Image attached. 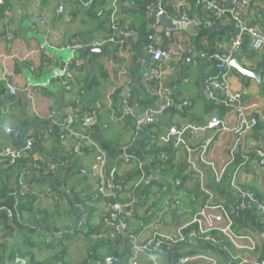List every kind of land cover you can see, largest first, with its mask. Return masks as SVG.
Masks as SVG:
<instances>
[{"label":"crops","instance_id":"0c3cea01","mask_svg":"<svg viewBox=\"0 0 264 264\" xmlns=\"http://www.w3.org/2000/svg\"><path fill=\"white\" fill-rule=\"evenodd\" d=\"M101 1L113 10L115 0H99L103 5ZM118 1V22L125 29H134L136 35L116 36L119 43H128L125 56L107 49L106 55L95 59L91 53L73 54L66 49L67 45L90 44L106 38L109 33V25L101 26L102 19L87 13L81 2L0 0V91L4 92L0 96V123L16 128L26 119L20 140L32 139L33 150L25 159L47 164L51 173L64 178V194L81 202L74 201L75 207H71L66 199L57 197L56 186L37 170L28 172L26 178L21 175L17 179L21 165L11 166L0 157L1 173L15 183L10 195L0 203V210L10 215L13 229L6 239L4 264H45L61 252L66 253L67 264H81L88 256V248L109 236L119 244L118 251L122 253L123 240L128 241L139 230L137 217L145 213L147 206L136 204L139 199H133L126 205L134 204L127 207L118 203L119 196L114 195L110 181L107 192L90 203L101 177L110 179L114 173L133 171L138 178L137 186L144 183L145 187H150L148 204L156 212L164 209L168 198L181 197V207L177 209L179 219L175 220L171 210L162 227L168 234L174 233L173 228L179 221L192 220L199 204L192 200L191 192L198 186L192 169H185L182 187L175 178L179 172L177 166L182 167L189 158L204 171L214 203H239L230 184L235 172L239 173V183L264 201V167L253 157L255 151L264 148V75L263 85L253 78L246 81L227 64L230 87L244 94L242 105L249 106L248 116L259 120L258 127L241 137L208 128L214 120L233 128L238 119L236 104L228 105L220 94L217 99L209 96L212 80L222 73L218 66L232 56L229 63L235 55H240L241 65L250 72L264 65V47L254 50L250 36L241 37L235 52L231 49L237 35L236 16L264 36V3L252 0L246 7L236 0H187L180 9L175 0H136L137 9L132 10L126 5L129 0ZM158 4L171 7L170 13L176 17L183 12L191 22L198 18V35L182 30L170 34L151 12ZM208 14L215 22L207 20ZM154 31L159 49H171L178 54L172 60L161 62L165 93H160L161 89L158 92L151 83L154 77L148 66L151 55L146 46ZM69 67L72 78L67 75ZM6 82L16 87L15 95L9 94ZM129 93L135 96L131 102L132 112L125 116L123 104ZM166 99L172 105L163 115H148ZM71 116L77 119L73 126L68 122ZM81 120L87 124L85 127ZM192 125L201 128L198 134L179 133L181 128ZM180 139L182 142L173 161L175 168L163 170L154 161V151L175 146ZM15 145L12 138L0 136L1 151ZM97 154H104L107 161L102 168L94 170ZM130 158L134 164L123 163ZM210 165L218 169L226 165L225 175L218 184ZM134 184L132 181L131 185ZM18 187H25L34 198V206L23 203L20 207L22 197L17 195ZM122 196L128 197L127 192ZM37 210H42L49 221L44 224L40 219L39 226L35 227L29 223ZM242 210L244 216L255 223L252 212ZM86 217H90L91 229L85 230ZM244 233L254 237L258 249L257 252L239 249L238 254L263 259L260 256L264 254V230L252 228ZM64 235L65 239H61ZM53 240H57L54 245L49 243ZM190 244H194L190 245V253L202 250L199 256L208 252L216 255L220 264H233L222 263L221 259L228 256L212 252L208 246L201 249L192 241ZM185 247H175L172 253L162 252L156 259L163 264H173L187 251ZM108 259L88 263L106 264ZM136 264L154 262L141 255ZM192 264L204 262L196 260Z\"/></svg>","mask_w":264,"mask_h":264},{"label":"built area","instance_id":"2783aa9c","mask_svg":"<svg viewBox=\"0 0 264 264\" xmlns=\"http://www.w3.org/2000/svg\"><path fill=\"white\" fill-rule=\"evenodd\" d=\"M177 3L178 8H183L187 4V0H175ZM238 3H241L244 6H249L252 0H236ZM260 2L264 3V0H259ZM129 3L132 5L134 4V0H129ZM117 0L114 2V8L110 15V25L111 30L114 32L108 38H103L99 40H93L90 44L84 45L82 43L67 45L66 49L71 51L73 54H76L82 51L87 46H93L99 49H113L116 45H120L116 40V33L120 29V25L118 22V13L119 10L117 8ZM152 14L158 18L162 14H167L166 6L164 4H158V6L151 8ZM100 15V13L98 14ZM175 22H187L190 23L191 20L185 15L183 12L179 19H176ZM234 25L237 30V35L231 44V49L235 52L239 46L241 37L244 35L250 36L253 38V45L252 48L254 50H258L261 47H264V36L261 35L254 27L247 25L242 19L239 17L234 18ZM156 31L149 35L148 40L150 44L146 46L147 52L151 55V61L149 63V69L152 73L154 79L158 81L161 85V92L165 93L166 90L162 85L163 76L160 72L161 62L163 60H172L173 58L177 57V52L171 49H159L156 48ZM126 37H134L136 35L135 31L126 32L124 34ZM232 52V53H233ZM120 56H125L123 52L120 53ZM232 56H230L231 58ZM230 58H227V62L223 61L219 66L218 69L222 71L219 74V77L214 78L210 84L209 96L212 99H217L218 95L223 97L224 102L228 103V105H237V124L233 128H229L225 126V124L221 120H214L208 124V128L210 129H217L225 133H231L234 136H243L244 134L248 133L252 128H256L259 126V120L255 117L248 116V109L249 106L242 105L244 101V94L242 92H234L229 84L230 78V71L227 67L228 61ZM68 77H73L71 72V68L69 67L67 70ZM7 89L10 95L16 94V87L10 84V82H6ZM133 99V95L129 93L127 100L123 104V114L127 116L132 112L131 109V102ZM172 105V102L166 99L161 105H159L155 110H151L148 112L149 116L159 117L163 115ZM77 119L73 116L69 118V125L73 126L76 123ZM82 125L85 127L87 124L85 121H82ZM201 128L198 126H188L185 128H181L179 133L181 135L187 134L190 132L191 134H198ZM182 140L180 139L179 142L175 145V149L179 150V143ZM33 150V140L32 139H25L23 144L20 146H10L6 147L3 151L0 152V157L4 158L9 165L15 166L17 162L22 159L26 154ZM257 158L259 159V165L264 167V149H259L257 152ZM161 157L163 159H167L166 154L163 152L161 153ZM96 166H94V170L98 168H102L107 158L104 154H97L96 155ZM189 163L191 164V169L195 173V176L198 178L200 183V190L209 196V201L199 209L198 213L192 218L191 222L187 226L194 225L199 228L200 235L198 240L200 242L209 244V246H214L222 250L227 256L230 254V260L233 264H264V259H250L241 256L240 254L234 255L230 253V250L227 248V243L233 244L238 250L244 249V251H255L257 245L256 240L252 235L246 236H237L234 233V227L236 223L234 222L235 218L243 219V215L239 209V206L232 205L227 201H223L221 203L213 202V193L206 185V176L204 171L197 166L190 158ZM213 173L216 174L215 182L218 184L223 179V176L226 172V165H224L221 169L210 165ZM36 170L41 174L43 170L40 167H37ZM27 174L24 175V178ZM239 177V173L235 172L231 178L230 184L233 188V192L238 198L239 202H241L246 209L250 210L254 215V219L258 226H262L264 228V201H262L258 196L251 190L241 187L237 180ZM110 179L105 178L104 176L101 177L99 188H98V197L101 194H105L107 192V183L110 181L112 183V188L115 193H120L123 191V187L121 184L114 182V177L109 176ZM97 197V198H98ZM1 203V200H0ZM132 203L131 205H133ZM131 205H126L131 206ZM180 202L178 200L174 201L173 204L167 202L164 206V209L160 212H156L154 208L148 213V216H155L156 221L160 222L162 218H164L165 214H168L173 207H179ZM2 211L0 210V214ZM10 218V215L7 216ZM186 226V227H187ZM145 228L151 229L152 226H147ZM212 232H216L212 234ZM193 235V233H192ZM193 242H196V237H190ZM174 238L155 233L152 239L148 240L145 244L141 243V240L138 236H131V251L127 261V264H136V260L139 256H147L149 257L154 264H163L159 262L156 257L162 252L174 249V245L176 242L173 240ZM244 244L247 246H244ZM196 260H201L204 264H220L219 260L216 256L211 253H204L201 256H191L180 254L177 259L174 261L173 264H192Z\"/></svg>","mask_w":264,"mask_h":264},{"label":"trees","instance_id":"16d2710c","mask_svg":"<svg viewBox=\"0 0 264 264\" xmlns=\"http://www.w3.org/2000/svg\"><path fill=\"white\" fill-rule=\"evenodd\" d=\"M77 1L81 2V5L85 8L87 13L93 15L96 18L102 19V22H104V23H102L101 26L105 25L106 23L109 25V33L107 32L108 35L106 38H108L109 36H111L114 33L111 30V25H110V15L112 12V8L110 9L109 7H106V3L104 5L103 1H101L103 4V5H101V3H99V0H85V1L77 0ZM117 3L119 4L118 0H117ZM134 4H136V0H134ZM170 8L171 7H166L167 15L170 16V18L179 19L181 17V14H180V16L178 15L177 17L174 16V14L171 15V13H170L171 9ZM198 10H200V8H198ZM99 13H100V15H98ZM207 20H209L212 23L215 22V18L209 16V14L207 15ZM119 25H120V29L116 33V36L119 34V35L125 37L124 34L126 32L135 31L134 29H131V30L125 29L123 27V25H121L120 23H119ZM155 35H156L155 37L157 38V34H155ZM149 44H150V42H148L147 46ZM84 45H87V44L84 43ZM126 45H128L127 41L120 44V45H116L115 47H113L112 51H114L118 54L123 52L126 55V49H127ZM198 47H200V45ZM156 48H158L157 44H156ZM80 53H81V51H80ZM154 80L151 83L156 86L157 91L159 92L161 89V85L158 81H156V80L154 81ZM3 93L4 92L1 90L0 96L3 95ZM132 95L135 96V94H132ZM82 121L83 120H81L80 122L82 123ZM153 142H155L154 138L152 139V143ZM22 144H23V142L20 140V143L17 146H20ZM262 149H264V148H261V150ZM0 152H1V150H0ZM154 152H155L154 157H153L154 161L160 168H162L163 170H173L175 168L173 165V161L175 160L176 152H178V150L175 149V146L160 147V148L156 149ZM163 152L167 156L166 160L161 157V153H163ZM257 152H258V150L254 152L253 157H257V155H256ZM25 156L22 159H20L16 164V166L19 164L21 165V167L19 168L20 172L17 175V179H19L21 175H23V177H24V175L27 174L28 172L36 170L37 167H40L41 170H43L41 172V175L49 177L50 180L52 181V183L56 186V191H55L56 196L61 198L62 200L66 199L68 201V203L71 205V207H75V202L72 200V197L66 193L64 194V192H63L64 190L62 189V187L64 185V178L61 177L57 173H51L50 168L47 164H43L41 162H32L30 160H26ZM247 157H249V156H247ZM130 159L124 160L123 163L126 165L134 164L133 163L134 161L132 159L131 160ZM184 163L185 164L182 167L177 166V169L179 172H177L175 175L176 182L180 183V187L183 186L184 181L186 179L185 177H183V173H184L185 169L188 168L189 170H191V164L189 163V159L186 160ZM192 173L191 174L194 177L195 173L194 172H192ZM136 176L137 175L134 174L133 171L125 172L124 174H118V173L113 174L114 182L121 184L123 187L122 192L114 194L115 196H119L117 198L118 203H120L122 205H124V204L126 205L127 203L133 201V199H139L140 201H138L136 204H138V205L143 204L142 206H147V208L145 209V213L143 215L137 217L139 220V228H138L139 232L138 231L134 232L133 236H138L141 240V243L145 244L148 240L152 239V237L155 235V233H160V234H164V235H167V236L174 238L173 240L176 242V245H174L175 247L186 246L185 248L187 249V251H185V255L199 256L201 254V252H204V251L200 250L201 252L199 251V252L190 253L189 248L191 246L192 247L194 246V244L193 245L190 244V242L192 241L190 237H196L197 241L194 243H196V245L201 247V249L209 246V244L200 242L198 240V237L200 235V230L198 227H196L194 225L187 226L191 222V220L189 222H186L184 220L181 222L179 221L178 225H176L173 228L175 230L174 233L168 234L165 231H163L162 227L164 226L166 218L170 213L165 214L164 215L165 217L162 218V220L160 222L156 221L155 216H148V213L153 208V206H149V204H148L149 203L148 199H149V194H150V187L149 186L145 187L146 185L144 183H141V184H139V186H137V184L139 182H138V178ZM25 178H26V176H25ZM195 178L198 179L196 176H195ZM132 181L135 183L134 185H131ZM12 182L13 181H11L10 177L3 176V174L1 173V170H0V200L1 201L6 199L10 195L12 186H13V184H15ZM237 182L241 187L246 188L239 183V180H237ZM246 189H248V188H246ZM248 190H250V189H248ZM251 191H253V190H251ZM126 192L128 194V197H123L122 195ZM254 193L258 196V194L256 192H254ZM17 195L22 197V202H21L22 205H20L21 208L23 207V203H28V204H30V206L31 205L34 206V198L32 196L30 197V195L27 193L25 187H18L17 188ZM191 195H193V198H192L193 203L196 204L197 202H199V204L197 205L198 207H197V209L193 215V217H194L198 213L199 209L202 208L209 201V196L205 195L200 190L199 181H198L197 190L191 192ZM97 197H98V189L96 190V192L92 193L91 198L89 199V202L90 203L94 202ZM258 198H259V196H258ZM176 200H178L180 202V206L172 208V210H173L172 216H175L174 217L175 220L179 219V217H180V216H178L179 214H177V212H178L177 209L181 207V200L182 199L180 196L178 198H175V197L174 198L173 197L168 198V202L170 204H173L174 201H176ZM227 202L232 203V205L239 206V209L243 215V219H238V218L234 219V222L236 223V225L234 227V233L237 236L250 235V234L244 233V231H247V230L252 229V228H254V230H259V229L264 230V228L262 226H260V227L258 226L256 221H255V223H253V222L251 223L249 221L248 217L244 216L243 210H242L239 203H234V202H230V201H227ZM93 208H95V206ZM71 214L73 216L75 215L74 212H72ZM133 215L137 216L134 213H133ZM7 216H8V213L4 212V211H2V213L0 214V264H4V260H5V256H6V252H7L6 239L13 232V229L11 227L10 218H8ZM40 219L44 224L49 221L48 216H46V214L42 210H37L35 212V216H33V219L31 221V223H29V224L31 226L38 227L40 224V221H39ZM149 225L150 226L153 225L154 228H151V229L145 228ZM84 228H85V230L91 229L90 217H86ZM192 233H193V235H192ZM215 233L216 232H212V234H215ZM65 236L66 235H64L61 239H65ZM56 241L57 240H53L49 243L54 245L56 243ZM114 241L109 236V238H107L103 241H99V242L94 243L92 246H90L88 248V256H87V258H85V260L81 264H89L88 262H92V261L100 263V262H104L106 259H108L110 257L111 258L116 257L118 259L123 258L127 262L129 255H130V251H131L130 239L128 241L123 240V242L125 243V248H124L122 253H120L118 251L119 250V244H117ZM244 246H247V244L246 245L244 244ZM175 247H173V248H175ZM227 248L230 250V253H233L234 255H237L239 252V250L231 243H227ZM102 249H104V250H102ZM257 249H258V247H256L254 252H257ZM19 252H20V248H18V250H17V253H19ZM165 252L172 253V251L169 249ZM170 255L173 256L174 254H170ZM214 256H216V255H214ZM65 257H66V253L61 252L56 257H54L53 259L47 261L45 264H67V262L65 261ZM260 257L264 259V254ZM221 260H222V263L231 262L230 254H228V259H224V260L221 259ZM31 264H35V263L32 262Z\"/></svg>","mask_w":264,"mask_h":264},{"label":"water","instance_id":"95a60500","mask_svg":"<svg viewBox=\"0 0 264 264\" xmlns=\"http://www.w3.org/2000/svg\"><path fill=\"white\" fill-rule=\"evenodd\" d=\"M126 5L132 10L137 9L136 6L129 4V2H126ZM157 22L160 25L165 26L167 31L170 34L176 30H182V31L187 32L190 35H198V32L196 31V27L200 25L198 18H194V20L191 23L181 22V21L175 22L172 20V18L168 17L167 14L160 15L157 18ZM81 52L82 53H91L95 56V59H97L101 55H106L107 49L106 48L98 49V48H95L93 46H88V47L84 48ZM228 65H229L228 66L229 69L236 71L246 81L253 78V79H256L261 85H263L264 65L261 66L257 71L250 72L249 70H247L246 68H244L241 65L240 55H235V57L228 63ZM94 68H95V65L92 67V69L94 70ZM236 105H238V104H236ZM25 122H26V119L24 121H21L16 128H8L4 124L0 123V136L12 138L14 140L15 144L18 145L20 143V138H21L24 126H25ZM109 193H110V195L113 194L111 191ZM74 201L78 204L81 203V202H77L76 199H74ZM239 203H240V206L242 207V209H245V206L241 202H239ZM208 247L210 250H212V252L216 251L217 253L223 254L225 257H227V255L225 253H223L222 250H220L219 248H216L214 246H208ZM106 264H125V259H123V258L118 259L116 257H112L106 261Z\"/></svg>","mask_w":264,"mask_h":264}]
</instances>
